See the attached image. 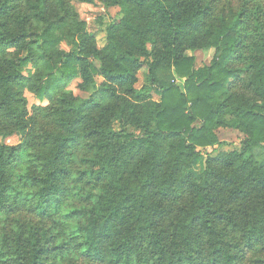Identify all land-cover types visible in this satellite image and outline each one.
I'll return each instance as SVG.
<instances>
[{
  "label": "trees",
  "instance_id": "trees-1",
  "mask_svg": "<svg viewBox=\"0 0 264 264\" xmlns=\"http://www.w3.org/2000/svg\"><path fill=\"white\" fill-rule=\"evenodd\" d=\"M74 2L119 9L103 46ZM212 13L0 0V137L19 138L0 142V264H264V29ZM218 129L239 147L218 152Z\"/></svg>",
  "mask_w": 264,
  "mask_h": 264
},
{
  "label": "rangeland",
  "instance_id": "rangeland-1",
  "mask_svg": "<svg viewBox=\"0 0 264 264\" xmlns=\"http://www.w3.org/2000/svg\"><path fill=\"white\" fill-rule=\"evenodd\" d=\"M212 2L213 13L210 20L218 21L219 19H222L230 21L233 13H237L238 11L242 10L245 13V17L249 26H252V29L255 23L258 24L260 29H264V0H212ZM73 6L79 15V18L86 23L88 32L94 36L98 46H103L105 39V29L110 23L119 18V9H107L99 3L88 5L74 2ZM62 47L68 50L66 45H62ZM190 55H192L195 59V68L209 66L214 59L215 49L196 51ZM234 67L237 69L241 68L242 65L236 64ZM144 73L145 71H142L138 74V84L136 85L137 88L145 83ZM177 83L181 86L183 84V80L178 79ZM76 84L77 81H75L69 89L72 90L76 96L85 97V94L79 92L76 89ZM26 98L28 100V107L30 109L32 106L46 104L45 101L40 102L34 95L29 93L26 94ZM154 99H157V97L154 96ZM115 128H118V126L115 125ZM215 133L219 142L221 143V146L217 149L218 152L232 151L238 148L240 141L243 139V135L235 130L218 129ZM0 142L9 146H16L19 144V138L16 136L5 138L0 137ZM211 150V148L204 150L205 153L202 152L199 163L191 167V172L195 177H199L203 169L205 154L212 152ZM66 262L68 264H91L88 262H83L71 254H68Z\"/></svg>",
  "mask_w": 264,
  "mask_h": 264
}]
</instances>
